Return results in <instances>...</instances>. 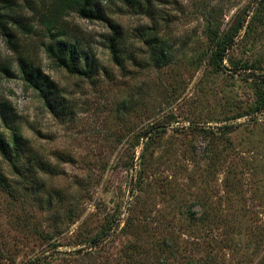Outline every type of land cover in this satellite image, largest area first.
Here are the masks:
<instances>
[{"label":"rangeland","instance_id":"374dc122","mask_svg":"<svg viewBox=\"0 0 264 264\" xmlns=\"http://www.w3.org/2000/svg\"><path fill=\"white\" fill-rule=\"evenodd\" d=\"M82 3L0 7V264H264V0Z\"/></svg>","mask_w":264,"mask_h":264},{"label":"trees","instance_id":"16d2710c","mask_svg":"<svg viewBox=\"0 0 264 264\" xmlns=\"http://www.w3.org/2000/svg\"><path fill=\"white\" fill-rule=\"evenodd\" d=\"M13 0H0V7H8L11 8ZM81 6L77 8V13L82 18L87 19H102L103 14L98 9L93 10L91 7L94 4V0H82ZM90 7L91 9H89ZM115 40V37L113 36L111 38V49L114 50V43L112 41ZM46 51L48 55L53 58L56 62H59V64H62L64 66H67V63L65 59H69L70 63H73V51L70 50L69 47H67L65 44L59 45L57 48H53L52 46H47ZM67 55V58L65 56ZM75 70V69H71ZM13 144L12 146L8 147V144L4 141V139L0 138V161H6L11 163L12 165H15V162L19 159L20 154L22 153L23 149L19 148V137L18 135H13ZM0 166V183L2 184L3 188H5L7 184V180L4 176V174L1 171ZM6 190V189H4Z\"/></svg>","mask_w":264,"mask_h":264}]
</instances>
